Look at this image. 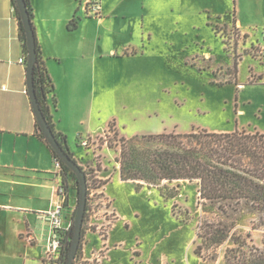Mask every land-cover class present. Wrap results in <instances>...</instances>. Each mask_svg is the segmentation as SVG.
I'll return each instance as SVG.
<instances>
[{
  "label": "rangeland",
  "instance_id": "1",
  "mask_svg": "<svg viewBox=\"0 0 264 264\" xmlns=\"http://www.w3.org/2000/svg\"><path fill=\"white\" fill-rule=\"evenodd\" d=\"M213 1L203 0L212 6ZM216 1H220L218 8L224 15L226 3L233 0ZM230 12H234V5ZM218 16L192 12L173 15L154 20L149 26L151 33L133 35L128 21L116 26L123 31L103 40L104 46L111 41L127 44L119 49L117 65L108 60L107 116L118 114L120 135L197 129L264 133V50L257 46L264 33L254 30L249 37L244 36L231 24V16ZM133 52L135 58L125 57ZM109 135L113 137V133ZM109 139L105 134L95 139L94 160L82 165L89 176L84 231L90 228L107 235L104 225H110L108 219L113 214L106 215L102 202L106 197L98 165L112 180L107 190L115 199L120 218L111 229L118 246H110L106 264H135L138 260V264H226L225 246L216 248L219 257L215 261L209 257L215 249L204 252L206 259L194 252L199 243L198 225L217 214L214 207L199 202L198 184L182 182L178 195L168 200L156 188L137 192L135 182L119 184L113 178L118 151H102ZM239 217V230L244 233L258 222L249 210ZM252 232L256 245L264 249V229ZM98 233L92 236L95 242ZM103 254L101 251L97 256ZM81 255L82 248L77 264H89L80 260ZM91 262L97 264V258Z\"/></svg>",
  "mask_w": 264,
  "mask_h": 264
},
{
  "label": "crops",
  "instance_id": "2",
  "mask_svg": "<svg viewBox=\"0 0 264 264\" xmlns=\"http://www.w3.org/2000/svg\"><path fill=\"white\" fill-rule=\"evenodd\" d=\"M30 1L36 37L58 100L57 107L52 109L53 123L66 136L80 165L94 160V141L106 133L112 120L121 131L118 114L107 116L108 60L117 65L119 49L127 44L116 41L107 46L102 44L112 33L123 31L116 26L130 21L132 35L141 31L151 33L153 29L149 26L154 20L189 12L214 13L218 17L231 16V24L235 19L244 36L249 37L254 30L264 33V0L229 1L224 15L218 8L220 1L216 0L213 6L203 0H102L98 16L86 15L87 0ZM74 17L76 25L69 28ZM258 44L264 50V39ZM129 53L125 55L127 59L135 58V52ZM25 55L13 0H0V264H58L46 258L49 228L42 215L54 204L59 179L54 174L53 151L37 134V119L27 89V64L19 61ZM85 137L90 139L88 146L81 142ZM110 149L105 145L102 151L106 154ZM114 171L113 178L119 184L133 183L121 179L118 165ZM98 172L100 179L108 178L105 168ZM68 181L69 224L72 222L69 214L74 211L78 197L75 179L69 176ZM111 181L102 187V192L116 218L108 226L106 240L98 231L90 228L84 231L82 262L97 258V264H106L110 246H118L111 236V229L120 218L115 199L107 190ZM144 189L149 188L140 191L135 188L137 192ZM125 225L129 227L128 223ZM95 233L99 235L98 242L92 237ZM101 251L104 254L97 256ZM138 263L139 260L135 261Z\"/></svg>",
  "mask_w": 264,
  "mask_h": 264
},
{
  "label": "trees",
  "instance_id": "3",
  "mask_svg": "<svg viewBox=\"0 0 264 264\" xmlns=\"http://www.w3.org/2000/svg\"><path fill=\"white\" fill-rule=\"evenodd\" d=\"M26 3L35 31L33 7L30 0H26ZM13 5L20 23L25 58L28 60L25 29L16 0H13ZM232 23L237 28L235 19H232ZM75 25L76 17L70 22L69 28H74ZM215 30L219 33L218 27H215ZM33 74L41 109L58 142L74 158L66 136L58 132L53 123L52 109L57 107L58 100L37 37ZM109 133H113V137H110ZM37 134L50 146L54 158L59 157L42 133L38 121ZM105 135L110 138L106 142L107 146L118 151L115 161L119 165L121 179L135 182L137 191L144 187L156 188L160 195L168 200L178 195L182 182L195 181L198 184L199 202L211 205L217 214L215 218L207 219L198 225L196 235L199 243L196 239L194 249L197 256L206 259L204 252L215 249L214 253L209 254L210 259L215 261L219 257L216 248L225 246L226 264H264V249L256 245L252 235L253 230L264 229V133L246 129L233 131L197 129L184 133L163 132L126 137L120 135L116 121L112 120ZM81 167L84 169L82 165ZM62 171V181L68 192L69 176L75 179L79 197L76 174L64 162ZM84 171L89 188L88 172L85 169ZM108 182L109 178L100 179L101 185ZM77 207L78 202L72 214H69L71 226L60 231L64 246L58 264L66 263ZM87 210L88 207L84 217L83 233ZM245 210H249L258 219L246 233L239 230V215ZM103 239L106 240L107 235ZM81 248L82 241L74 264H77Z\"/></svg>",
  "mask_w": 264,
  "mask_h": 264
},
{
  "label": "water",
  "instance_id": "4",
  "mask_svg": "<svg viewBox=\"0 0 264 264\" xmlns=\"http://www.w3.org/2000/svg\"><path fill=\"white\" fill-rule=\"evenodd\" d=\"M16 4L20 12L21 21L23 23L26 39H27V45H28L27 89L29 92L34 113L36 115V119L48 143L55 150L59 158H61L62 161L76 174L79 182L78 207L73 222L74 223L73 236L71 238V245L65 263V264H74L82 241L84 217L88 202L87 175L84 169H82L81 165L78 163V161L72 158L58 142L51 126L49 125L41 109L39 100L36 95V90L34 86V74H33L35 55H36V34L32 27L31 17L28 11L26 0H16Z\"/></svg>",
  "mask_w": 264,
  "mask_h": 264
},
{
  "label": "built area",
  "instance_id": "5",
  "mask_svg": "<svg viewBox=\"0 0 264 264\" xmlns=\"http://www.w3.org/2000/svg\"><path fill=\"white\" fill-rule=\"evenodd\" d=\"M101 8L102 0H87L84 5V10L87 16L100 15ZM19 61L21 63L27 64V59L25 57L20 58ZM81 142L84 146H88L90 144V139L88 137H85L81 140ZM53 165L55 177L59 179L54 190V204L52 208L46 211L42 216L49 228L46 247V258L56 262L59 260L64 246L60 231L63 229H68L71 226V223L68 224L67 219L69 192L66 185L62 181V159L59 157L54 158ZM102 202L107 210L106 215L111 216V214H113L112 219L114 220L116 218V214L109 205V199L104 198ZM112 219H108L110 224L113 222ZM104 226V230H106L107 233L109 225ZM104 236L105 234L101 235L102 238ZM89 262V264H94L91 261Z\"/></svg>",
  "mask_w": 264,
  "mask_h": 264
}]
</instances>
